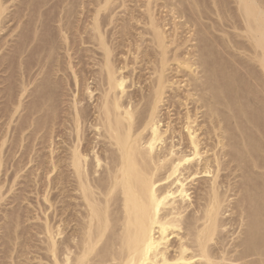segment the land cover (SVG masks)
<instances>
[{
    "label": "bare ground",
    "instance_id": "6f19581e",
    "mask_svg": "<svg viewBox=\"0 0 264 264\" xmlns=\"http://www.w3.org/2000/svg\"><path fill=\"white\" fill-rule=\"evenodd\" d=\"M11 1L0 0V174L32 175L37 196L24 185L0 208V264H264V0H212L209 18L197 0H82L81 24L64 1L48 44L39 7L35 67L3 86L29 17L30 0ZM25 200L41 216L23 218ZM21 224L37 250L22 253Z\"/></svg>",
    "mask_w": 264,
    "mask_h": 264
},
{
    "label": "rangeland",
    "instance_id": "374dc122",
    "mask_svg": "<svg viewBox=\"0 0 264 264\" xmlns=\"http://www.w3.org/2000/svg\"><path fill=\"white\" fill-rule=\"evenodd\" d=\"M19 1H20V2H19ZM24 1H25V0H16V1L14 0V1H11V3L9 2V3H8V7H9V6H10V7H9L8 11H9V10L11 11L12 8H13L14 6H16V7H14L13 10H14V9H17V10H18V7H19V9H20L19 11H22V10L24 9V7H25V5L22 4V3L25 4L26 1H25V2H24ZM30 1H31V3H30ZM30 1H29V5H28L30 9L28 8L27 10H25V13L29 10L28 13H26V14H28L29 17H27V15L24 16L25 18L23 17L22 22H23V23L25 22V23L22 25V28H21V27L18 28L19 30L16 29V31H18L17 33H20V36L22 35L21 33L24 31V32H23V35H24V36H23V35H22V36L25 37L24 40H25L26 42L24 41L25 44L22 42L23 40H22V41L20 40L21 42H20V41H19V42L22 43V45H24L25 48H24V46H21V44H19V42L17 43L18 45L16 44L15 47H12L13 49H12V52H11V53H12V54L14 53L15 56L11 55V53H10V57H11V58H8L7 64H9V63H11V64L8 65V67H7V65H6V68H8V69L6 70V72H3V73H2L3 75L5 74V78H6V79H8V78H9V79H8V80H5L6 83H5V81L3 82V86H4V85H6V86H7V85H9V86H15L16 83L18 82V80H17V79H18L17 76H18V77L20 76V75H19V74H20V72H19V71H20V70H19L20 67H21V68L24 67V69L27 68L26 70L28 71V69H30V67L33 66L34 63L36 62V61H35L36 59H34V57L36 58V54H33V53H35V52H33V51H34V50L37 51V46L35 45L36 43H34L35 40L33 39V37L35 36V33H34V31H33L32 23H34L33 20L36 18V13H37L36 11L38 10V8L40 7L39 9L42 10V12H43L44 14L46 13V14H45L46 16L44 17V18H45L44 20H45V25H46V26H45V25L41 26L42 29H44V30H42V31H43V32L46 31V32L43 33V32L41 31V29H40V31L38 30V33H37V34H39V35H38L39 37L44 36V37H43V38H45L44 41H45V43L48 44V42H47L48 40H47V38H46V37L48 36V35H47V34H48V30H49V28L53 27V25L56 24V23L53 21L52 18H54V17L57 15L58 10H59L60 8H61L60 10H62L66 4L69 5L68 7H71V6L73 5V4H71V3L73 2V0H40V1H39V0H30ZM36 1H37V2H36ZM62 1H63V2H62ZM64 1H65V5H64ZM66 1H67V3H66ZM68 1H69V2H68ZM70 1H71V2H70ZM75 1H77V2L74 3V6H76V5H77V6H76V7L73 6V12H75V15H73V17H71V20L73 19V20L76 21V19H79V20L76 21L77 23H76V22H75V23H76V24H79V23L81 24V16H79V15H80L79 13L82 11V8L85 6V4L87 3V1H85V2H86L85 4L82 3V0H75ZM78 1H79V2H78ZM90 1L93 2L94 0H89V3H91ZM143 1H144V0H138L137 4H141ZM189 1H190V0H189ZM189 1H188V0L186 1V0H185V2H189ZM224 1H226V2H224ZM227 1H229V2H227ZM231 1H232V2H231ZM12 2H13V3H12ZM16 2H17V3H16ZM43 2H44V3H43ZM45 2H46V3H45ZM49 2H50V3H49ZM80 2L83 4V6H82V4H81ZM83 2H84V0H83ZM197 2H198V5H199V6H198V10L200 9V10L204 11L205 13L208 12V14H209L210 9H212V7H213V5H211V4H212V0H197ZM218 2H220V1L218 0ZM38 3H39V4H38ZM61 3H62V4H61ZM69 3H70V4H69ZM76 3H77V4H76ZM220 3L223 4V5H224L225 7H227V8H228V7H229V8H231V7L234 8L233 6H235V4L233 3V0H223V1L220 2ZM10 4H11V5H10ZM18 4H19V5H18ZM32 4H33V6H32ZM37 4H38V5H37ZM45 4H46V5H45ZM78 4H79V5H78ZM126 4H128V3H126ZM130 4L132 5V3H130ZM41 5H43V6H41ZM70 5H71V6H70ZM86 5H87V4H86ZM11 6H12V7H11ZM22 6H23V8H22ZM80 6H81V7H80ZM31 7H32V8H31ZM62 7H63V8H62ZM65 7L68 8L67 6H65ZM89 7H93L92 3H91V5H90ZM196 7H197V5H196ZM199 7H200V8H199ZM208 7H209V8H208ZM210 7H211V8H210ZM41 8H42V9H41ZM66 8H64V9H66ZM71 8H72V7H71ZM80 8H81V9H80ZM34 9H35V10H34ZM52 9H53V10L55 9V10L53 11ZM121 9H122V8H119V9L116 10V11H118L119 13H121V12H120ZM33 10H34V12H33ZM43 10H44L45 12H44ZM49 10H50V13H49ZM60 10H59V11H60ZM79 10H80V11H79ZM122 10H123V9H122ZM122 10H121V11H122ZM31 11H32V12H31ZM46 11H47V12H46ZM76 11H77V12H76ZM78 11H79V12H78ZM51 12H52V13H51ZM53 12H54V13H53ZM30 13H31V14H30ZM48 13L50 14V16H47ZM158 13H159V15H158L159 17H160V16L163 17V16L165 15V12H164V11H162V12H158ZM29 14H30V15H29ZM49 14H48V15H49ZM53 14H54V17H53ZM209 15H210V16H207V14H206V17H208V18H209V17H212V16H211V12H210ZM51 16H52V17H51ZM48 17H50V18L47 19ZM74 17H75V19H74ZM78 17H79V18H78ZM206 17H205V18H206ZM27 18H28V19H27ZM168 18H169V16H168ZM208 18H206V19H203V18H202L203 22H205V23H210V21H209ZM213 18H215L214 15H213ZM32 19H33V20H32ZM183 19H184V18L179 19V21H181V20L183 21ZM25 20H26V21H25ZM31 20H32V22H31ZM49 20H50V21H49ZM177 20H178V19H177ZM202 20H201V21H202ZM79 21H80V22H79ZM182 21H181V22H182ZM48 22H49V23H48ZM28 23H29V24H28ZM54 23H55V24H54ZM46 27H47V28H46ZM24 28H26V29H24ZM27 28H28V29H27ZM231 29H232V28H231ZM231 29L229 28V31H231V32L234 31V30H231ZM21 30H22V31H21ZM32 31H33V32H32ZM235 32H237V31L235 30ZM26 33H27V34H26ZM42 33H43L44 35H43ZM46 33H47V34H46ZM214 33H215V34H219V32H216V31H214ZM232 33H233V32H232ZM14 34H16V32H14ZM41 34H42V35H41ZM45 34H46V35H45ZM183 34L185 35V32L182 33V35H183ZM25 35H26V36H25ZM184 35H183V36H184ZM185 36H187V35H185ZM23 37H22V38H23ZM31 37H32V38H31ZM35 37H36V36H35ZM35 37H34V38H35ZM9 38H10V37H7V39H9ZM19 38H21V37H19ZM41 38H42V37H41ZM27 39H28V41H27ZM30 39H31V40H30ZM51 39H52V38L50 37L49 40H51ZM18 40H19V39H18ZM53 40H54V41L56 40L55 37L53 38ZM242 40H243V39H242ZM242 40H241V41H242ZM30 41H31V43H30ZM244 42H245V40H244ZM28 43H29V44H28ZM27 44H28V45H27ZM47 44H46V45H47ZM245 44H246V42H245ZM46 45H45V46H46ZM20 46L22 47V49H21ZM18 47H20V48L17 49ZM29 47H30V49H29ZM23 48H24V49H23ZM33 48H34V50H32ZM13 50H14V51L16 50V51H15L16 53H15ZM29 50H30V51H29ZM19 51H23V52H19ZM20 53H21V55H20ZM28 53H29V54H28ZM244 53H246V52H244ZM17 54H19V55H17ZM22 54H23V55H22ZM247 54H248V52L246 53V55H247ZM24 55H25V56H24ZM18 56H19V57H18ZM21 56H22V57H21ZM240 56H242V58H243V57H244V54L242 55V53H241ZM14 57H15V58H14ZM246 57H247V56H246ZM244 58H245V57H244ZM12 59H13V60H12ZM20 59H21V60L24 59V61H21ZM18 60H19V61H18ZM17 61H18L19 63H18ZM34 61H35V62H34ZM20 62H22L21 65H20ZM32 62H33V64H32ZM37 62H38V60H37ZM16 63H17V65H16ZM26 63H27V64H26ZM29 64H30V65H29ZM13 65H14V66H13ZM19 65H20V66H19ZM24 65H26V66H24ZM172 65H173L172 67L174 68V64H172ZM22 66H23V67H22ZM29 66H30V67H29ZM16 67H18V68H16ZM34 67H35V65H34ZM10 68H11V69H10ZM12 68H13V69H12ZM15 70H16V71H15ZM33 70H34V68H33ZM12 71H13V72H12ZM169 72H170V73H174L173 71H168V73H169ZM11 73H12V74H11ZM14 73H15V74H14ZM11 75H12V76H11ZM15 75H16V76H15ZM146 75L148 76V74H146ZM147 76H146V77H147ZM179 76H180V75H179ZM15 77H16V78H15ZM181 79H182V78H181ZM13 82H14V84H13ZM7 83H8V84H7ZM11 83H12V84H11ZM245 83H246V82H245ZM245 83H243V84H245ZM182 84H184V82H183ZM246 84H247V83H246ZM1 85H2V84H1ZM1 85H0V87H1ZM243 86H244V89H245L246 91L249 89V88L247 87L248 85H243ZM243 86H242V87H243ZM133 89H134V87H132V88L129 89V90L132 91ZM181 89H182V88H181ZM135 90H137L136 92L138 93V89H134L133 91L135 92ZM27 99H28V98H27ZM28 100H30V99H28ZM263 102H264V100H263ZM263 102H262V103H263ZM170 109H173V108H170ZM170 109H169V110H170ZM167 110H168V109H166V106H164V108L161 110V113L163 112L164 114H166L165 112H167ZM174 111H175V110H174ZM174 111H173V113H175ZM171 112H172V111H171ZM172 115H173V114H172ZM172 115H171V116H172ZM174 115H175V114H174ZM172 118H175V116H172ZM19 174H21L22 177L19 175L20 177L16 178V181H15L14 183H12V184H10V183H11L10 176H12V175H8V174H7V176H6V174H4V175H3V174H0V181H1V183H2V187L4 188V186L7 185L4 189H2L3 192H4V191L6 192L7 196H4V198H3L4 200H2V202H1V203H2L1 206H0L1 209H2V208H3V209H7V208L9 209V208H11L12 206H14V205L16 204V202H15V203H10V204H9V201H10V199H11V196H12V194H14V192H15L16 190H17L16 192L20 193V192H22V189H23V188L28 189V188L30 187V185H32V184H33L32 186L34 187V183H33V181H31V179L34 178L32 175H28V174H25V173H24V174H25V175H24L23 172H21V173H19ZM53 174H54V173H53ZM53 174H51L50 176H52ZM27 176H28L29 178H28ZM30 176H31V177H30ZM4 177H5V178H4ZM24 177L26 178V180H25ZM37 178H40V177L37 176ZM9 179H10V180H9ZM19 179H20V180H19ZM41 179H42V181H43V180H44V177L42 176ZM2 180H3V181H2ZM8 180H9V181H8ZM29 180H30V181H29ZM35 180H36V178H35ZM37 180H38V179H37ZM20 181H22L23 183H21ZM24 181H25V182H24ZM26 181H27V182H26ZM28 181H29V183H30V182H32V183L29 185V184H27ZM8 182H9V184H8ZM4 183H5V185H4ZM15 183H17V184H15ZM18 183H19V184H18ZM24 183H26V184H24ZM20 184H21V185H20ZM12 185H14V186H12ZM15 185H16V186H15ZM18 185H19V186H18ZM24 185H26V186L28 185L29 187L26 188V186L24 187ZM11 186H12V191H13V192L9 189V188H11ZM22 186H23V187H22ZM32 186H31V187H32ZM37 186H38V185H37ZM7 187H8V188H7ZM13 187H15V188H13ZM16 187H17L18 189H17ZM31 187H30V189L33 190V193L27 191V192H28L27 196L29 195L27 198H28V201H29V199H30L29 202H30L31 204H32V203L34 202V200H35V202L33 203V204H35V203H36V197H34V196H37V195L34 194L35 191H34V189H32ZM19 188H20V189H19ZM21 188H22V189H21ZM7 189H8V192H7ZM14 189H15V190H14ZM9 190H10V191H9ZM28 190H29V189H28ZM23 191H24V190H23ZM5 192H4V195H5ZM10 192H11V193H10ZM16 192H15V193H16ZM9 194H10V195H9ZM32 194H33V197H32ZM30 195H31V196H30ZM5 197H6L7 199H6ZM9 197H10V198H9ZM29 197H30V198H29ZM31 197H32V199H31ZM33 199H34V200H33ZM5 200H6V201H5ZM28 201H26V200H25V202L22 201L21 206H23V204L25 205V206H23V207H24L23 209H22V207H21V209H19V212H21V211L24 212V214L21 212V213H22V216H23V215H28V216H30V215L33 216V215H34V216H36L37 214L41 216V214L38 213V211H37V214H36L35 212H34L35 214L32 212L34 209H32V207H31L32 205H29L30 203H29ZM19 205H20V204H19ZM19 205H16V208H17ZM27 205H29V206L26 207ZM25 207H26L27 209L30 208V210H27V209H26L27 211H26V210L24 211ZM28 211H31L33 215L31 214V212H29V213H30V214H29ZM35 211H36V210H35ZM25 212H26V213H25ZM49 212H50V211H49ZM1 214H2V213H1V211H0V215H1ZM28 216H27V217H28ZM31 216H30V217H31ZM25 217H26V216H23V218H25ZM25 219H26V218H25ZM23 220H24V219H23ZM30 220H31V219H30ZM30 220H29V221H30ZM34 220H35V221H34ZM27 222H28V220H27V221H23V223H24V224L26 223V225L29 227V229H30V225H29L30 223H35V222L39 223V222L37 221L36 218L33 219L32 222H31V221L28 222V223H27ZM21 225H23V224H21ZM27 226H25V225H23V227L21 226V228H20V230H19L20 234H21V232L24 233L25 228H26L27 231H29V229H27V228H28ZM19 227H20V226H19ZM22 228H24L23 231H21ZM23 233L21 234V237H22V235H25V234H26V236H27V235H28V236H27V237L25 236L26 239L24 238V236L21 238V240H22L23 238L26 240V243H25V240H24V241L22 240V242H24V244H23L24 246H22V244H21L22 242H21V240H20V246H21L20 248H21V250H22V247L24 248V249L22 250V253H23L24 251H26V250H28V251H32L33 248L36 249V247H35L34 245H36V244H40L39 241H38V239H37V241H36V237H37V236L34 237L33 234H32L33 232H28L29 234H27V232L25 231V233H24V234H23ZM30 233H31L32 235H31ZM34 235H35V234H34ZM33 237H34L35 239H34ZM27 238H28V239H27ZM29 238H30V239H29ZM37 238H38V237H37ZM32 239H33V240H32ZM30 240H31L32 242H31ZM0 241H1V239H0ZM29 241H30V242H29ZM37 242H38V243H37ZM0 243H1V242H0ZM28 243L31 244V248H32V249H30V245H29ZM32 243H33L34 245H33ZM35 243H36V244H35ZM27 244L29 245L28 247H29L30 250L27 248V246H26ZM32 245H33V246H32ZM0 246H1V245H0ZM25 247H26L27 249H25ZM20 248H18V249H20ZM0 250H1V249H0ZM36 250H37V249H36ZM33 251H35V250H33ZM34 253H35V252H32V253H31L32 256H35V255L38 256V255H37L38 253H37V254H36V253L34 254ZM31 254L29 253V256H31ZM0 255H1V253H0ZM39 255H40V254H39ZM34 261H35V260H34ZM34 261H32V262L30 261V263H31V264H34ZM43 262L45 263L46 261H42V262H40V264L43 263ZM46 263L48 264V262H46ZM35 264H37V260L35 261ZM38 264H39V263H38Z\"/></svg>",
    "mask_w": 264,
    "mask_h": 264
}]
</instances>
